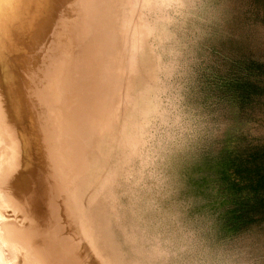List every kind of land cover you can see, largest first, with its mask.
<instances>
[{
    "label": "rangeland",
    "instance_id": "374dc122",
    "mask_svg": "<svg viewBox=\"0 0 264 264\" xmlns=\"http://www.w3.org/2000/svg\"><path fill=\"white\" fill-rule=\"evenodd\" d=\"M127 19L102 28L120 214L148 251L176 217L264 238V0H132Z\"/></svg>",
    "mask_w": 264,
    "mask_h": 264
},
{
    "label": "bare ground",
    "instance_id": "6f19581e",
    "mask_svg": "<svg viewBox=\"0 0 264 264\" xmlns=\"http://www.w3.org/2000/svg\"><path fill=\"white\" fill-rule=\"evenodd\" d=\"M130 1L0 0V264H149L109 164L116 65L102 28L129 20Z\"/></svg>",
    "mask_w": 264,
    "mask_h": 264
},
{
    "label": "clouds",
    "instance_id": "9594fccd",
    "mask_svg": "<svg viewBox=\"0 0 264 264\" xmlns=\"http://www.w3.org/2000/svg\"><path fill=\"white\" fill-rule=\"evenodd\" d=\"M147 259L149 264H264V238L242 235L217 243L197 221L176 217L157 236Z\"/></svg>",
    "mask_w": 264,
    "mask_h": 264
}]
</instances>
